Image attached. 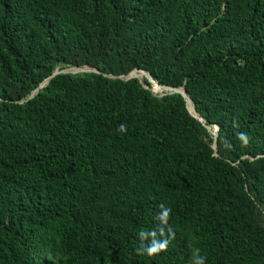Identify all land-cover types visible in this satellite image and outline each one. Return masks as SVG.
<instances>
[{
	"label": "trees",
	"instance_id": "16d2710c",
	"mask_svg": "<svg viewBox=\"0 0 264 264\" xmlns=\"http://www.w3.org/2000/svg\"><path fill=\"white\" fill-rule=\"evenodd\" d=\"M161 204L175 238L137 255ZM196 249L264 264V0H0V264Z\"/></svg>",
	"mask_w": 264,
	"mask_h": 264
},
{
	"label": "clouds",
	"instance_id": "9594fccd",
	"mask_svg": "<svg viewBox=\"0 0 264 264\" xmlns=\"http://www.w3.org/2000/svg\"><path fill=\"white\" fill-rule=\"evenodd\" d=\"M119 132H126V125L121 124L118 128ZM238 140L243 146H247L250 137L247 133H239ZM159 211L155 216L158 221L152 230L141 231L138 233V238L141 241L140 245L135 249L137 255H145L154 257L159 253L166 251L172 239L175 238L174 229L169 226L171 208L161 204ZM192 264H205V258L199 255V249H196L193 254Z\"/></svg>",
	"mask_w": 264,
	"mask_h": 264
},
{
	"label": "water",
	"instance_id": "95a60500",
	"mask_svg": "<svg viewBox=\"0 0 264 264\" xmlns=\"http://www.w3.org/2000/svg\"><path fill=\"white\" fill-rule=\"evenodd\" d=\"M88 72H92V73H95L94 70L92 69H88L86 67H83V68H70V69H66V70H54L52 72V74L47 78L45 79L44 81H42L39 85H38V89L42 88L46 82L51 79L52 77L58 75V74H76V73H88ZM140 77H144L147 82L150 84L151 88L153 87V89H162L164 90V92H169V93H176V94H179L185 101V109L187 111V113L189 114V116H191L192 118H194L195 120H197L198 122H202L201 119L197 116V114L194 112L193 110V106L191 104V102L185 97V94H184V90L183 88H172V87H160L159 85H157L155 82H152L144 73H142L141 71H139L138 73H136L135 71H132L130 72L128 75H126L125 77H122V79L124 80H127L129 78H140ZM121 78V77H120ZM36 91L37 90H33L31 92V94L28 96V99L31 98L33 95L36 94ZM188 103L191 104L190 107H188ZM203 123V122H202ZM215 132H216V127L215 126H212L211 128V132L210 134L212 135V140H213V143L211 145V148L214 149V139H215Z\"/></svg>",
	"mask_w": 264,
	"mask_h": 264
},
{
	"label": "rangeland",
	"instance_id": "374dc122",
	"mask_svg": "<svg viewBox=\"0 0 264 264\" xmlns=\"http://www.w3.org/2000/svg\"><path fill=\"white\" fill-rule=\"evenodd\" d=\"M150 91L154 95H161L164 92V90L162 89H153V87L151 88V86H150Z\"/></svg>",
	"mask_w": 264,
	"mask_h": 264
}]
</instances>
